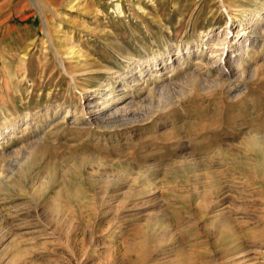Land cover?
Segmentation results:
<instances>
[{
	"label": "rangeland",
	"instance_id": "374dc122",
	"mask_svg": "<svg viewBox=\"0 0 264 264\" xmlns=\"http://www.w3.org/2000/svg\"><path fill=\"white\" fill-rule=\"evenodd\" d=\"M0 138V264H264V0H0Z\"/></svg>",
	"mask_w": 264,
	"mask_h": 264
},
{
	"label": "bare ground",
	"instance_id": "6f19581e",
	"mask_svg": "<svg viewBox=\"0 0 264 264\" xmlns=\"http://www.w3.org/2000/svg\"><path fill=\"white\" fill-rule=\"evenodd\" d=\"M251 32L252 33L253 32L257 33L255 28H251L250 31H247V30L244 31V29H242V30L238 31V33L236 34L237 36H241V37H238V39H237L238 44H237V47L235 49V52L238 53V54H236L237 56L242 54V47H243V45L245 46V44L243 42L246 41V43H247L248 41H250ZM227 38H228V35L224 36L223 39L222 38L220 39V37H219L218 44H214L213 43V44L210 45L211 49H212L211 50L212 51V56L210 58L215 57L217 62L221 61L222 66L220 68V72L219 73H220V75H226L227 78L229 79V78L234 77L235 74L237 75V71H238V67L239 66L238 67L236 66V68H237L236 70L232 67V65L236 61L233 58L234 55L231 56V57H228V54L226 52V46H227L226 45V39ZM242 38H245L244 41H242ZM239 60L242 61L241 58H239ZM215 63H216V61H215ZM163 68L165 70L166 66L164 65ZM133 98L134 97L133 96H129V93H127L126 91H123L122 93L117 94V96H115L113 102H107V101L101 102L100 99L93 98V101L92 102H88V104H87V107L89 108L88 109V113H89V116H90L89 123H91V122L101 123V124L104 125V127H107V128L114 127V126H119V125H121L123 123H125V124L126 123L127 124L130 123L131 118H132L131 117V113H130L131 112L130 108L132 107V105H135L134 103H136L135 100H133ZM133 115H135V113ZM0 139H2V138H0ZM227 152L229 153V151H227ZM231 161L234 164L235 163L237 164L236 167H238L239 170H241L243 168L246 172H250V173L251 172H255L259 168V167H257V165H255V164H253L250 161L245 160V159L238 160V159H236L234 157L233 159H231ZM260 182L262 184H264V180L263 179H261Z\"/></svg>",
	"mask_w": 264,
	"mask_h": 264
}]
</instances>
